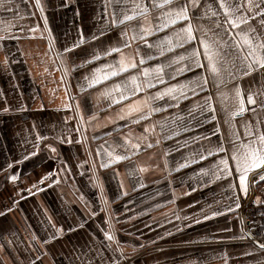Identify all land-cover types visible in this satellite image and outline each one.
<instances>
[{"label": "crops", "instance_id": "0c3cea01", "mask_svg": "<svg viewBox=\"0 0 264 264\" xmlns=\"http://www.w3.org/2000/svg\"><path fill=\"white\" fill-rule=\"evenodd\" d=\"M263 169L264 0H0V264H264Z\"/></svg>", "mask_w": 264, "mask_h": 264}, {"label": "built area", "instance_id": "2783aa9c", "mask_svg": "<svg viewBox=\"0 0 264 264\" xmlns=\"http://www.w3.org/2000/svg\"><path fill=\"white\" fill-rule=\"evenodd\" d=\"M239 215L245 225V241L264 249V203L256 201L255 190L251 199L249 196L242 202Z\"/></svg>", "mask_w": 264, "mask_h": 264}, {"label": "water", "instance_id": "95a60500", "mask_svg": "<svg viewBox=\"0 0 264 264\" xmlns=\"http://www.w3.org/2000/svg\"><path fill=\"white\" fill-rule=\"evenodd\" d=\"M264 174V169L261 170L260 172L256 173L255 175H253L250 179V199L254 196V187L256 185V178L260 175Z\"/></svg>", "mask_w": 264, "mask_h": 264}]
</instances>
